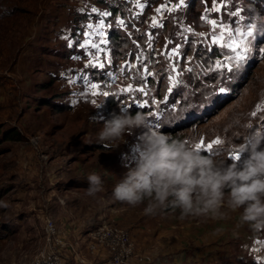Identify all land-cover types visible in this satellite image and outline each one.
<instances>
[{"label":"rangeland","instance_id":"374dc122","mask_svg":"<svg viewBox=\"0 0 264 264\" xmlns=\"http://www.w3.org/2000/svg\"><path fill=\"white\" fill-rule=\"evenodd\" d=\"M146 2L0 0V264L50 253L57 264H121L114 262L119 247L99 242L104 226L129 235L123 264H264V230L241 225L242 209L181 218L170 205L145 214L148 200L131 206L112 196L149 128L198 143L219 138L212 153H201L226 155L228 164L246 137H264V0ZM117 4L112 20L106 8ZM134 17L142 23L126 27ZM108 28L131 34L118 45ZM248 31L253 37L241 34ZM222 32L251 49L230 72L223 65H235V53L212 44ZM95 58L104 68L86 67ZM93 83L101 85L97 95ZM129 85L148 95L123 92ZM124 105L147 125L117 146L97 143L102 124ZM240 157L242 164L249 152ZM92 173L103 181L96 196L86 191Z\"/></svg>","mask_w":264,"mask_h":264},{"label":"clouds","instance_id":"9594fccd","mask_svg":"<svg viewBox=\"0 0 264 264\" xmlns=\"http://www.w3.org/2000/svg\"><path fill=\"white\" fill-rule=\"evenodd\" d=\"M235 124H239L237 119ZM147 125L146 116H134L121 109L113 113L96 133V142L118 145L125 134ZM247 127V126H245ZM264 137L252 134L239 145L240 154L249 157L239 164L227 163V156L204 155L196 151L197 138L173 137L157 128L139 136L136 159L126 175L114 185L116 201L131 206L144 200L145 214H155L166 206L180 209L181 218L223 215L222 208L240 212L241 225L253 231L264 230ZM87 195L103 190L101 176H87Z\"/></svg>","mask_w":264,"mask_h":264},{"label":"snow or ice","instance_id":"6c2138e0","mask_svg":"<svg viewBox=\"0 0 264 264\" xmlns=\"http://www.w3.org/2000/svg\"><path fill=\"white\" fill-rule=\"evenodd\" d=\"M183 2H184V0H181V3H183ZM212 10L216 11V12H219L221 10V8L219 6H214ZM158 11H159V9H158ZM232 15L234 17H236V16L239 15V13L233 12ZM207 22L209 24H211L213 26V28L217 27V21L216 20H209ZM120 23L122 24L123 21H121ZM101 27H103V25H101ZM220 27L223 30L228 31L229 33H231V31H232V29H228V28H226L223 25H221ZM241 34L242 35H246L247 37H253V35H254L252 31H248L246 34L245 33H241ZM87 43L90 44L91 41H88ZM212 44H213V46L219 45L222 48L230 49L233 53H235V55L233 57H229V59H234L236 61V64L232 65V66L223 65V67L229 72L232 71L234 67H238L240 65V63H242L245 60L246 53L251 50L250 47L244 46L243 42L237 43L235 40H231V42L226 41L224 39L223 32L221 33L220 36H218L216 39H214L212 41ZM250 44H251V41H249V45ZM83 46L84 45H82V47ZM92 47H95V48H97L99 50V45L92 44ZM237 49H240V51H237ZM261 51L264 52V49H261ZM88 66L104 68V64L100 63L98 58H95V60L90 59L88 61V64L86 65V67H88ZM217 66L218 67L221 66L219 61L217 62ZM70 82H72V81H70ZM100 87H101V85H99V84H95V83L90 84L89 91L92 93V95H97V91L96 90L99 89ZM122 91L125 92V93L139 92V93H142L144 95H148V93H147V91H146V89L144 87L133 88L131 85H129L128 87L122 89ZM169 91H171V89H169ZM225 91H226L225 88H220V92L221 93H224ZM103 95L104 96H108L109 93L104 92ZM73 103H75V101H73ZM93 103H95V101H93ZM152 103L153 104H157L158 102L154 100V101H152ZM147 105H148V101L140 102L138 105L136 104L135 100H133V102H132V106H136V107H138L140 109L146 108ZM125 108H129V106L128 105L122 106V109H125ZM153 115H155V114H153ZM252 115L255 116L256 113L253 112ZM221 143H222V141L219 138H217V139H215L212 142L207 143V144H205L204 140H201L199 143H197L195 145V149L198 152H201V150L203 149L205 151V153L210 154V153H212L214 145H219ZM230 158L232 160L239 161L241 157H240L239 153H234L233 155H231Z\"/></svg>","mask_w":264,"mask_h":264},{"label":"built area","instance_id":"2783aa9c","mask_svg":"<svg viewBox=\"0 0 264 264\" xmlns=\"http://www.w3.org/2000/svg\"><path fill=\"white\" fill-rule=\"evenodd\" d=\"M47 230L52 232L51 224L47 226ZM98 230V239H100V243H103L102 245L112 249L115 252H117L118 250H114V248H117V246L119 247L120 253L118 255L115 254L116 256L114 258V262L123 264L128 259V257L124 259L123 253L129 252L131 250L128 245L130 244L129 235L122 230H118L116 228H109L107 226H104ZM125 245H127L128 247L125 248V250L122 252L121 249H123ZM50 254H41L40 256L35 258L31 262V264H57V256L52 253Z\"/></svg>","mask_w":264,"mask_h":264},{"label":"trees","instance_id":"16d2710c","mask_svg":"<svg viewBox=\"0 0 264 264\" xmlns=\"http://www.w3.org/2000/svg\"><path fill=\"white\" fill-rule=\"evenodd\" d=\"M147 2V4H148V1L149 0H146ZM150 3V2H149ZM127 3H124V4H122V5H126ZM122 5H119V4H117L116 6L115 5H110V6H107V10H108V12H109V18H111L112 20L115 18V16H118L119 14V12H120V10H121V6ZM9 12V11H8ZM138 14H136V15H134V16H137ZM126 17H128V16H126ZM90 18V17H89ZM109 18H108V20H109ZM136 17H134V19H135ZM142 21H143V18H136L135 20H131V22H129V24H128V26H126V27H133V28H138L137 26H139L141 23H142ZM133 22H135V23H133ZM136 32V31H135ZM105 33V32H104ZM106 33L108 34V38L111 40V41H119L118 42V45L119 44H123V38L122 39H120V37H123V36H128L129 35V33L131 34V31L130 30H128V31H123V30H116V29H110V28H108V30L106 31ZM140 37V36H139ZM141 37L143 38V36L141 35ZM141 39V38H140ZM92 145V144H91ZM89 149H92V147L90 146L89 147ZM175 207H173V206H169V208H168V210L167 211H171V210H173Z\"/></svg>","mask_w":264,"mask_h":264}]
</instances>
